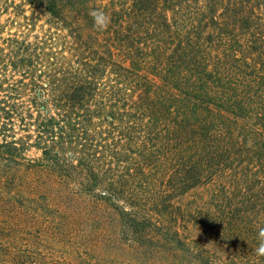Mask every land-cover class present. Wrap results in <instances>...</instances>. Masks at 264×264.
Returning <instances> with one entry per match:
<instances>
[{"label":"trees","instance_id":"1","mask_svg":"<svg viewBox=\"0 0 264 264\" xmlns=\"http://www.w3.org/2000/svg\"><path fill=\"white\" fill-rule=\"evenodd\" d=\"M260 227L264 0H0V264H264Z\"/></svg>","mask_w":264,"mask_h":264},{"label":"clouds","instance_id":"2","mask_svg":"<svg viewBox=\"0 0 264 264\" xmlns=\"http://www.w3.org/2000/svg\"><path fill=\"white\" fill-rule=\"evenodd\" d=\"M89 15L92 17L93 26L97 31H105L110 25L111 18L102 10H92ZM258 245L255 254L264 257V227H260L257 232Z\"/></svg>","mask_w":264,"mask_h":264},{"label":"rangeland","instance_id":"3","mask_svg":"<svg viewBox=\"0 0 264 264\" xmlns=\"http://www.w3.org/2000/svg\"><path fill=\"white\" fill-rule=\"evenodd\" d=\"M189 228H190V226H189Z\"/></svg>","mask_w":264,"mask_h":264}]
</instances>
